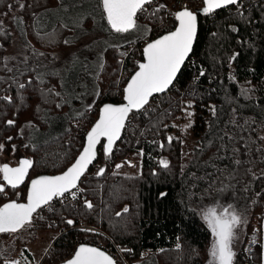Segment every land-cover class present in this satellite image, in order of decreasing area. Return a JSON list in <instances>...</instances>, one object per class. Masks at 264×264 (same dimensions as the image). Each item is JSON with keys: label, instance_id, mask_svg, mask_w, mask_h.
<instances>
[{"label": "trees", "instance_id": "trees-1", "mask_svg": "<svg viewBox=\"0 0 264 264\" xmlns=\"http://www.w3.org/2000/svg\"><path fill=\"white\" fill-rule=\"evenodd\" d=\"M179 1L159 0L156 16L151 20L144 21L139 12V21L147 23L150 34L155 35L147 34L149 41L176 28ZM187 1L188 10L199 19L197 41L190 59L169 92L153 98L143 111L132 115L123 138L111 153L102 142L95 162L100 170L95 173L92 167L78 187L87 200L54 205L50 216L55 224L50 226L57 228L61 236L53 244L45 263H63L80 245L91 244L107 252L117 248L124 264H206L214 234L196 204L216 190L217 194L226 195L232 207L235 204L248 207L251 220L259 219L262 225L264 0H242L208 14L203 11V0ZM58 4L59 0H27L23 8L26 39L41 50L57 44L60 48L68 45L66 33L63 36L67 32L64 26L57 25L47 31L37 28L43 12ZM143 43L141 36L107 47L96 77L99 87L96 103L79 116L59 120L56 132L46 137L55 124L49 117L61 116V113H53L46 106L50 105L49 98L44 99L43 104L41 101L33 104V95H38L40 100L42 95L48 94L40 87L50 86L55 79L44 81L34 74L36 78H32L31 72L19 75L8 71L1 57L4 46L0 45L1 153L10 156L22 138L24 126L33 125L42 137L37 142L31 138L32 144L25 147L32 162L30 176L64 172L82 151L86 137L84 134L77 143L70 121L85 120L92 127L99 114L89 120L88 112H99L107 103H123L128 77L144 60ZM196 74L200 76L196 92L183 93ZM52 94L59 104L62 97L56 91ZM187 106L192 108L189 116H186ZM26 115L33 120L25 121ZM189 117H192L191 131L196 144L190 158L185 155L180 137L181 125ZM64 139L65 143L59 144ZM127 158L142 162L143 169L137 170L138 175L124 171L126 167L120 161ZM225 171L227 175L223 177ZM223 178L227 183L220 186ZM28 184L13 188L0 172V186L4 189L0 191V207L11 201H26ZM7 193H11L12 199L5 198ZM40 211L34 215L32 224L43 216ZM85 226L96 232L84 229ZM252 230L253 225L246 238ZM10 234L13 233L0 234V237ZM244 255L242 250L233 264H263L262 243L249 261Z\"/></svg>", "mask_w": 264, "mask_h": 264}, {"label": "rangeland", "instance_id": "rangeland-1", "mask_svg": "<svg viewBox=\"0 0 264 264\" xmlns=\"http://www.w3.org/2000/svg\"><path fill=\"white\" fill-rule=\"evenodd\" d=\"M26 1L0 0V45L4 46L1 57L4 59L6 69L15 74L20 75L25 72H31L32 78L38 77L45 79L44 81H49V78L55 79V82L50 84V86L40 87L46 90L44 91L45 93H48L42 95L40 100L38 95H33V104L38 101L43 104V100L49 98L50 105L46 104V106L53 113H61V116L49 117V121L55 120V124L54 130L47 133L46 137L56 132L59 120L69 116H79L93 105L99 88L96 77L102 68L104 52L107 47L119 45L143 36L144 43L141 46L144 48V45L149 41L147 34L150 37H155V35L150 34L147 23H141L137 16L135 17L136 28L125 33H116L108 24L101 0H59L57 6L43 12V16L40 19L38 18L37 28L41 31H47L57 25L64 26L67 28V32L65 31L63 36L66 33L68 45L60 48L57 44L52 48L49 44L51 49L41 50L26 39V26L23 18V8ZM142 16L144 21L152 19L146 18L144 14ZM145 34L146 36H144ZM133 48L136 49L135 46ZM130 78L131 76L128 77V79ZM48 88L52 90L50 91ZM54 91L62 97V101L59 100L61 106L57 102L58 98L53 97L52 93ZM185 110L186 116L192 113V108L188 106ZM88 113L87 118L89 120L92 117H98L97 114H99L97 111ZM30 120H33V118L30 115H26L25 121ZM69 124L74 129L75 138L78 140L77 143L79 142L78 138H81L84 134L87 135L92 128L89 122L85 120L78 121L73 119ZM192 124V117L186 118L181 125L180 131L184 152L188 158H190L192 150L196 147L191 131ZM34 128L35 126L33 125L24 126L22 138L15 144V150L10 156L1 153L0 149L1 166L8 165L16 168L22 160H31V157L25 151V147L32 144L31 138L33 142H37L42 137L37 134L39 132ZM178 128L179 124L177 125ZM64 143L65 139L59 144L62 145ZM13 154L21 157V160L17 159L18 163L14 166L10 164L12 163L10 157ZM120 163L124 164L123 167H126L124 171L128 172L129 175H135L138 172L137 170L140 172L143 169L142 162L138 163L136 158L122 159ZM97 166L100 165L93 167L96 168ZM226 173V171L223 172V177L227 175ZM1 174L3 178V173L1 172ZM31 179H33V176H30L28 182ZM226 183L227 180L223 178L220 186H225ZM206 195L199 200L196 207L208 226L209 223L205 217L213 209L219 216H223L227 212L229 214L234 213L241 219V223L233 230L234 238L231 244L232 251L235 253L233 260L242 250L245 252L246 246L252 241L255 234L264 238V220L261 222V226L259 219L252 221V214L248 207H242L240 204H235V207H232L233 205L227 201L226 195H223L222 192L217 194V190L214 193L211 191L210 195ZM5 198L12 199L11 193H7ZM58 204L60 202L54 200L53 206ZM53 210L46 209L42 211L41 215L43 216L40 219L34 221V224L26 225L21 231L3 238L0 237V264H48L45 263V259L50 250H53V244L61 236V232L57 228L50 226V215ZM263 213L262 211L260 212V214ZM252 225L253 230L249 237L246 238L248 229ZM215 241L216 237L214 235L210 246V256L206 264H218L211 255ZM108 252L112 253L113 249H109ZM122 262L124 264L125 260Z\"/></svg>", "mask_w": 264, "mask_h": 264}, {"label": "snow or ice", "instance_id": "snow-or-ice-1", "mask_svg": "<svg viewBox=\"0 0 264 264\" xmlns=\"http://www.w3.org/2000/svg\"><path fill=\"white\" fill-rule=\"evenodd\" d=\"M101 2L111 29L116 33H125L136 28L137 12L143 10L144 4L150 3V0H101ZM204 3L206 7L203 11L208 14L215 9L235 4L237 0H204ZM175 18L178 21L176 30L150 43L145 49L148 62L140 65V71L128 84L125 97L127 103L104 106L101 118L87 134V146L67 172L60 176L33 180L27 198L28 203L10 202L0 207V233L15 232L30 224L32 214L38 208L48 204L54 197L63 196L65 192L75 188L77 181L95 158V146L100 138H107V151L111 152L115 140L120 137L128 114L133 109L142 108L153 93L167 89L191 51L197 30V17L192 11L183 9L175 14ZM8 123L12 124L13 121ZM171 139L169 137L170 141ZM2 148L3 145H0V149ZM31 163L25 159L16 168L3 165L0 166V172L3 173V179L16 188L24 181ZM162 163L167 167L166 162ZM3 190V186H0V191ZM88 207H91L90 203ZM205 219L216 237L212 257L218 264H232L235 255L231 248L233 230L241 223L240 217L227 212L219 216L213 209ZM68 264H114V261L99 249L81 246Z\"/></svg>", "mask_w": 264, "mask_h": 264}, {"label": "water", "instance_id": "water-1", "mask_svg": "<svg viewBox=\"0 0 264 264\" xmlns=\"http://www.w3.org/2000/svg\"><path fill=\"white\" fill-rule=\"evenodd\" d=\"M150 1H151V0H150ZM241 1H242V0H237V3H235V4L226 5V6H224V7H221V8L215 9L214 11H221V10L227 9V8H229V7H231V6H234V5L238 4V3H240ZM203 2H204V0H203ZM146 4H147V3H146ZM146 4H144V6H145ZM204 7H206L205 3H204ZM190 11H191V10H190ZM214 11H213V12H214ZM192 12H193V11H192ZM138 13H139V11L137 12V14H138ZM193 13H194V12H193ZM137 14H136V16H137ZM194 14H195L196 17H197V30H196V35H195V38H194V40H193V44H192L191 51L188 53L187 57L185 58L184 62L182 63V65H181L179 71L177 72L175 78L173 79V81H172L171 84L167 87L166 90H164L163 92L153 93V94L149 97L148 102H147L142 108H140V109H133V110L128 114V116H127V118H126V120H125L124 127H123L122 130H121L120 137H119V139L115 140V142H114V144H113V147H112V149H111V152L114 150L115 146H116V145L119 143V141L122 139V137H123V135H124V132H125V129H126V127H127L128 121H129V119L131 118L132 114H134V113H136V112H139V111L143 110V109H144V108L150 103V101H151L152 98L167 93V92H168V91H169V90L175 85L176 80H177L179 74L181 73V71L183 70V68H184V66H185V64H186V62H187L188 59L190 58V56H191V54H192V52H193V49H194V47H195L196 41H197V36H198V31H199V19H198V15H197L196 13H194ZM177 27H178V25H177ZM177 27H176V28H177ZM175 30H176V29H175ZM175 30H174V31H175ZM167 34H169V33H167ZM167 34H164L163 36H165V35H167ZM163 36H161V37H159V38H157V39H160V38H162ZM157 39H156V40H157ZM156 40H154V41H152V42H150V43H153V42H155ZM150 43H148V44L145 46L144 50H143L144 60L140 63V65H141V64H147V62H148V60H147V55H146V52H145V49L147 48V46H148ZM140 65H139L137 71L131 76V78L129 79L127 85H126L125 88H124V101H123V103H120V104L107 103V104H105V105L111 104V105L119 106V105H124V104L127 103V101H126V99H125V97H126V95H127V93H126L127 86H128V84L131 82V80H132V78L135 76V74H136L138 71H140ZM105 105H103V106L101 107V109H100V111H99V117H98L97 121L94 123V125H95V124L99 121V119L101 118V115H102V109L104 108ZM94 125L92 126V128L94 127ZM92 128H91V129H92ZM91 129H90V131H91ZM90 131H89V132H90ZM89 132H88V133H89ZM102 142H105V146H106V149H107V138H106V137H101L99 143H97L96 146H95V158H94L93 161L87 166V169L84 171L83 175H81V177H80L79 180L77 181V186H76L75 188H72L69 192H65L64 194L70 193V192L74 191L76 188L79 187V185H80L81 181L83 180L84 176L89 172V170L91 169V167H92V166L95 164V162L97 161L98 156H99V153H98V151H99V147H100V145L102 144ZM86 146H87V135H86V137H85V144H84V147H83L82 151L80 152V154L77 156V158H76V160L74 161V163L77 161V159L79 158V156L83 153V150H84V148H85ZM107 152H108V151H107ZM111 152H109V153H111ZM74 163H73V164H74ZM20 164H21V162L19 163V165H18L17 167H19ZM73 164H72V165H73ZM72 165L69 166L64 172H62V173H60V174H57V175H41V176H38V177H35V178L31 179V180L29 181V184H28L27 198H28V195H29V193H30L31 182H32L33 180H36V179L41 178V177H55V176H60V175L64 174L65 172H67V170H68L70 167H72ZM30 171H31V167L28 168V170H27V174H26V176H25V178H24V181H23L22 183H20L17 187H19V186H21V185H24V184L27 182V180H28L29 177H30ZM9 185H10V184H9ZM27 198H26V201L21 202V204H26V203H28V199H27ZM55 198H56V197H54V198H53L48 204H50L51 202H53ZM11 202H15V201H11ZM8 203H10V202H8ZM16 203H18V202H16ZM6 204H7V203H6ZM48 204H45V205L41 206L40 208H38V209L32 214L31 221H32L34 215L38 212V210L41 209V208L46 207ZM3 206H4V205H3ZM3 206H2V207H3ZM26 225H28V224H26ZM26 225H25V226H26ZM25 226H24V227H25ZM24 227L18 229V230L15 231V232H5V233H16V232H19L20 230H22ZM5 233H0V234H5ZM81 246L92 247V248L99 249L100 251L104 252L107 256L111 257L112 260L114 261V264H117L116 260H115V259H114V258H113V257L107 252V251H105V250H103V249H101L100 247H97V246H95V245H91V244H82V245H80V246L76 249L74 255H73L70 259H68L67 261H65V262H63V263H60V264H68V261L72 260V259L75 257L76 252L79 250V248H80Z\"/></svg>", "mask_w": 264, "mask_h": 264}, {"label": "built area", "instance_id": "built-area-1", "mask_svg": "<svg viewBox=\"0 0 264 264\" xmlns=\"http://www.w3.org/2000/svg\"><path fill=\"white\" fill-rule=\"evenodd\" d=\"M159 0H151L150 3H147L144 7H143V10H141V14H144L146 18H153L154 16H156V7H157V4H158ZM180 3H178L179 5V8L180 10H183V9H189V3L187 0H180L179 1ZM177 27V26H176ZM176 28H174L172 31H174ZM171 31V32H172ZM151 41H148V43H150ZM146 45V44H145ZM144 45V47H145ZM141 49L144 50L143 46H141ZM199 78L200 76L199 75H195L193 77L192 80H190L188 82V85L184 88V90L182 91L183 93H192V92H196V88L198 86V83H199ZM136 114V113H134ZM132 117V116H131ZM130 120V119H129ZM129 122V121H128ZM95 166V165H94ZM100 169V166H97L96 168H94V172H98ZM81 199L82 201H86L87 200V197H84L82 196L81 192L79 189H76L75 191L73 192H70L68 194H65L63 196H59L58 198V202L60 203H69V202H75L77 200ZM48 208L47 209H53L54 206L53 205H49L47 206ZM41 212L40 211V215H41ZM50 224H55L53 220H50ZM86 229L90 230V231H95L94 229H91V228H88L85 226ZM259 244V236L257 234H255L253 236V239L251 242H249V244L246 246V249H245V255H244V259L247 261L248 259L250 260L251 257L253 256V253H254V250L255 248L258 246ZM113 258L117 261V262H122L123 261V256L121 254V252L116 248V249H113V252L110 253Z\"/></svg>", "mask_w": 264, "mask_h": 264}, {"label": "flooded vegetation", "instance_id": "flooded-vegetation-1", "mask_svg": "<svg viewBox=\"0 0 264 264\" xmlns=\"http://www.w3.org/2000/svg\"><path fill=\"white\" fill-rule=\"evenodd\" d=\"M11 162L12 163H10L12 166H14L16 163H18V161H17V159L19 158V160H21V157H17L15 154H13L11 157ZM0 166H1V162H0ZM7 182V181H6ZM29 182H28V180H27V182L25 183V184H28Z\"/></svg>", "mask_w": 264, "mask_h": 264}, {"label": "crops", "instance_id": "crops-1", "mask_svg": "<svg viewBox=\"0 0 264 264\" xmlns=\"http://www.w3.org/2000/svg\"><path fill=\"white\" fill-rule=\"evenodd\" d=\"M260 241L262 243L263 246V264H264V238L260 236Z\"/></svg>", "mask_w": 264, "mask_h": 264}, {"label": "bare ground", "instance_id": "bare-ground-1", "mask_svg": "<svg viewBox=\"0 0 264 264\" xmlns=\"http://www.w3.org/2000/svg\"><path fill=\"white\" fill-rule=\"evenodd\" d=\"M191 55H192V54H191ZM190 57H191V56H190ZM189 59H190V58H189ZM189 59H188V60H189ZM187 62H188V61H187ZM187 62H186V63H187ZM185 65H186V64H185ZM154 98H155V97H154ZM152 99H153V98H152ZM152 99H151V101H152ZM151 101H150V103H151ZM150 103H149V104H150ZM149 104H148V105H149ZM148 105H147V106H148ZM147 106H146V107H147ZM146 107H145V108H146ZM145 108H144V109H145ZM144 109H143V110H144ZM143 110H141V111H143ZM141 111H139V112H141ZM139 112H136V113H139ZM127 125H128V124H127ZM125 130H126V129H125ZM124 133H125V132H124ZM122 138H123V137H122ZM91 168H92V167H91ZM90 170H91V169H90ZM90 170H89V171H90ZM54 200H56V199H54ZM18 203H19V202H18Z\"/></svg>", "mask_w": 264, "mask_h": 264}]
</instances>
